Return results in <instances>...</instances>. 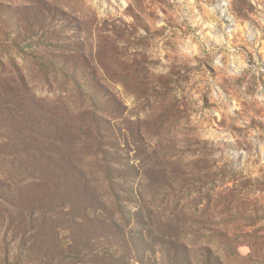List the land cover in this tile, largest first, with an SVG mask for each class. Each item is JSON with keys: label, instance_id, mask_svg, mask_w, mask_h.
<instances>
[{"label": "rangeland", "instance_id": "obj_1", "mask_svg": "<svg viewBox=\"0 0 264 264\" xmlns=\"http://www.w3.org/2000/svg\"><path fill=\"white\" fill-rule=\"evenodd\" d=\"M92 250L264 264V0H0V264Z\"/></svg>", "mask_w": 264, "mask_h": 264}, {"label": "trees", "instance_id": "obj_2", "mask_svg": "<svg viewBox=\"0 0 264 264\" xmlns=\"http://www.w3.org/2000/svg\"><path fill=\"white\" fill-rule=\"evenodd\" d=\"M108 176H109V179L112 181L113 176L110 170H108ZM90 255H91V258L86 260L85 264H118V262H122L118 260V258L113 257L112 253L105 255L102 253L99 254L98 252L92 250L90 252ZM206 261H207V264H221V262L217 260L215 256L208 257ZM178 262L182 263L183 261L182 259H178Z\"/></svg>", "mask_w": 264, "mask_h": 264}]
</instances>
